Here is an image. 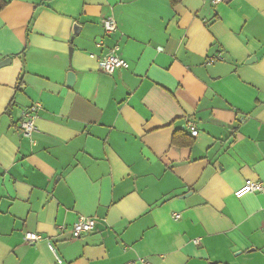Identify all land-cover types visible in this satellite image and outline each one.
Returning a JSON list of instances; mask_svg holds the SVG:
<instances>
[{
    "label": "crops",
    "instance_id": "crops-1",
    "mask_svg": "<svg viewBox=\"0 0 264 264\" xmlns=\"http://www.w3.org/2000/svg\"><path fill=\"white\" fill-rule=\"evenodd\" d=\"M4 61L0 264H264V0H0Z\"/></svg>",
    "mask_w": 264,
    "mask_h": 264
},
{
    "label": "built area",
    "instance_id": "built-area-1",
    "mask_svg": "<svg viewBox=\"0 0 264 264\" xmlns=\"http://www.w3.org/2000/svg\"><path fill=\"white\" fill-rule=\"evenodd\" d=\"M223 0H214L215 3H221ZM104 33L110 37L118 31V24L113 17H107L103 21ZM98 46L104 48L105 43L103 41L98 43ZM119 46L110 47L107 53L103 54L99 58V70L106 75H113L118 70H125L129 68L128 62L119 55ZM214 58L208 60V64H213ZM41 108L39 104H34L25 112H23V121L21 123V131L25 138L32 139L34 133L37 131L36 119L38 110ZM193 137H197L198 130L192 123H188L185 127ZM260 193L264 196V184L261 182L253 181L251 179L246 180L244 185L235 192V196L238 199L243 198L246 195ZM175 219L180 218L179 215H174ZM264 224V222H263ZM95 229V221L93 218L82 217L72 228V234L74 239H80L83 236L90 234ZM25 241L31 243H38L42 241V237L36 233H27L25 235ZM49 245H51L49 243ZM58 263L61 260L58 259ZM147 264V263H145Z\"/></svg>",
    "mask_w": 264,
    "mask_h": 264
},
{
    "label": "water",
    "instance_id": "water-1",
    "mask_svg": "<svg viewBox=\"0 0 264 264\" xmlns=\"http://www.w3.org/2000/svg\"><path fill=\"white\" fill-rule=\"evenodd\" d=\"M9 61V63H10V60H8ZM6 62L4 61V62H1L0 63V67H4V66H6ZM68 84L69 85H72L74 82H75V75L72 73V72H70L69 74H68Z\"/></svg>",
    "mask_w": 264,
    "mask_h": 264
},
{
    "label": "trees",
    "instance_id": "trees-1",
    "mask_svg": "<svg viewBox=\"0 0 264 264\" xmlns=\"http://www.w3.org/2000/svg\"><path fill=\"white\" fill-rule=\"evenodd\" d=\"M180 0H171L172 4L175 5V4H178ZM177 140H178V137L177 135L175 134L174 138H173V143H177ZM192 144V141L190 138L187 139V142H186V145H191Z\"/></svg>",
    "mask_w": 264,
    "mask_h": 264
}]
</instances>
